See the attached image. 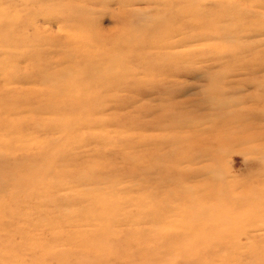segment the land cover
I'll list each match as a JSON object with an SVG mask.
<instances>
[{"label": "rangeland", "instance_id": "374dc122", "mask_svg": "<svg viewBox=\"0 0 264 264\" xmlns=\"http://www.w3.org/2000/svg\"><path fill=\"white\" fill-rule=\"evenodd\" d=\"M0 13V264H264V0Z\"/></svg>", "mask_w": 264, "mask_h": 264}, {"label": "bare ground", "instance_id": "6f19581e", "mask_svg": "<svg viewBox=\"0 0 264 264\" xmlns=\"http://www.w3.org/2000/svg\"><path fill=\"white\" fill-rule=\"evenodd\" d=\"M3 17V18H2ZM14 17L15 16H11V17H8V16H6V15H4L3 13H0V22H1V20L2 19H4V18H8V22H9V20H12L13 21V19H14ZM7 24V23H6ZM8 25V24H7ZM8 27H9V25H8ZM108 67H106V69H107ZM107 72H110V71H107ZM94 73V72H93ZM89 74H91V73H89ZM9 86H6V88H8ZM5 88V89H6ZM11 93V91H7V96H4L3 95V92H1L0 93V95L3 97L4 96V100H5V108L2 110L3 111V113H8V112H12V110H9L7 107H6V104H8V102L9 101H11V98H10V95L9 94ZM9 118H4V120L3 119H1V121H0V128H5V127H7V128H9V129H12V131L11 132H8L7 134L8 135H13L14 133H13V130L15 129V124H14V122L13 123H11L10 122V120H8ZM3 121H5V122H7V123H4ZM7 138V137H6ZM12 139V138H11ZM6 140H8V141H6ZM5 141H6V143H4L5 144V148H9L10 146L13 148V149H15L14 147H16V146H14V144L10 141V139L9 138H7ZM13 140V139H12ZM14 141V140H13ZM3 142V141H2ZM2 144H1V142H0V159H2V158H6V157H9L10 155H6V154H4L3 153V149H2V146H1ZM14 146V147H13ZM28 146L27 145H20V148H21V150H27L28 148H27ZM12 148H10V149H7V150H13ZM8 152V151H7ZM2 154V155H1Z\"/></svg>", "mask_w": 264, "mask_h": 264}]
</instances>
